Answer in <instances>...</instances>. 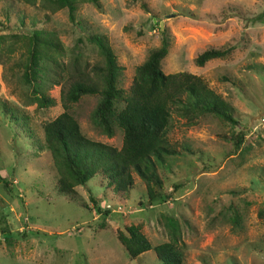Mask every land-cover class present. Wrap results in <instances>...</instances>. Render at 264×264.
Here are the masks:
<instances>
[{"label":"rangeland","instance_id":"1","mask_svg":"<svg viewBox=\"0 0 264 264\" xmlns=\"http://www.w3.org/2000/svg\"><path fill=\"white\" fill-rule=\"evenodd\" d=\"M100 1V10L77 2L71 21L66 8L0 0V264H161L153 251L128 257L117 234L129 225L141 226L152 246L169 241L168 229L177 227L183 264H264V0ZM32 29L55 32L64 68L75 57L89 68L100 63L88 36H106L124 90L165 37L162 71L202 78L232 106L238 124L209 115L190 125L172 113L167 138L177 154L159 165L165 193L151 206L136 176L125 199L96 175L75 188L71 201L55 191L58 174L42 128L64 111L63 84L47 87L55 105L43 109L20 79L27 56L22 34ZM210 47L231 53L197 66L195 58ZM40 67V78L55 68ZM98 99L83 97L69 112L86 138L119 149L122 131L115 127L107 137L92 120ZM238 133L243 142L235 151Z\"/></svg>","mask_w":264,"mask_h":264},{"label":"trees","instance_id":"2","mask_svg":"<svg viewBox=\"0 0 264 264\" xmlns=\"http://www.w3.org/2000/svg\"><path fill=\"white\" fill-rule=\"evenodd\" d=\"M15 1L29 5L39 1L42 8L52 12L66 8L71 21L75 19L79 1L101 9L100 0H55L54 3L52 0ZM160 33L164 35L163 31ZM22 40L20 47L27 56L20 79L32 86L38 107L44 109L54 106L55 100L47 94V87L58 85L59 82L63 84L60 103L64 111L53 120L45 121L42 128L44 147L58 174L55 191L58 195L71 198V201L76 196L75 188L86 185L96 175L102 176L106 185L120 199H125L134 188L136 176L144 184L147 204L151 206L165 193L159 165L163 164L165 157L177 154L167 138L172 113L190 125L209 115L223 124H238L232 106L211 90L202 78L187 72L165 74L162 71L161 62L168 52L165 37L161 45L150 51L145 61L137 66L127 90L120 87L121 67L106 36H88V41L97 48L101 59L91 68L76 57L64 68L57 60L64 53L63 45L54 31L32 29L22 34ZM15 48L16 45H7L8 51ZM230 53L229 47H210L195 58V64L203 67L208 61L227 58ZM40 62L55 67L51 76L39 77L38 73L45 69L40 67ZM223 79L226 80V77ZM43 84L44 87L41 86ZM86 96L99 98L91 117L107 137L114 134L115 127L122 131L119 149L92 141L80 132L79 124L69 109ZM2 112L5 115L12 113L5 106ZM233 139L236 151L243 142V134L238 133ZM3 186L8 189L6 182ZM91 201L99 210L97 201L93 198ZM104 213L108 214L109 211L105 210ZM176 228L168 229L169 241L156 246L151 245L139 225H129L125 232L119 231L117 240L130 259L153 251L161 264H183ZM1 234L4 240L10 241L7 231L2 230Z\"/></svg>","mask_w":264,"mask_h":264}]
</instances>
